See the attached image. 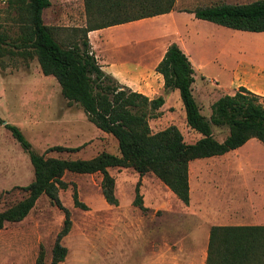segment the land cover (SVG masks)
I'll use <instances>...</instances> for the list:
<instances>
[{"label": "trees", "instance_id": "1", "mask_svg": "<svg viewBox=\"0 0 264 264\" xmlns=\"http://www.w3.org/2000/svg\"><path fill=\"white\" fill-rule=\"evenodd\" d=\"M176 0H83L85 25L72 29L73 37L62 44L53 26L43 21V10L50 0H7L18 33L12 46L24 58H36L41 72L52 76L69 105H78L96 128L112 135L118 154L102 151L91 158L46 156L32 148L22 130L11 123L3 126L10 131L28 155L33 179L22 187L26 196L3 210L0 209V230L8 222L23 220L41 195L47 196L65 213L63 226L51 248L50 264L63 262L67 247L61 243L71 227L69 211L60 203L58 190L67 188L66 172L101 174L100 188L108 204L118 205L115 178L110 167L132 168L140 176L154 174L185 205L189 203L188 163L195 158L220 155L254 137L264 143V95L239 86L233 94H223L211 104L210 117L201 113L193 92L194 69L178 46L170 43L155 70L164 80V89L178 90L185 112V124L200 137L194 142L184 140L176 125L152 131L149 118L164 99L147 96L121 85L104 72L91 51L88 32L117 24L136 21L174 9ZM187 11V10H185ZM189 12L201 20L249 32H264V0L247 3L218 2L197 6ZM7 36L0 33V57ZM0 124L3 120L0 118ZM212 126L227 127L223 140L214 137ZM83 145H53L47 151L76 152ZM140 182L134 188L133 205L141 210ZM73 203L86 209L73 189ZM45 251L39 245L35 264H44ZM206 264H264V226H212L209 234Z\"/></svg>", "mask_w": 264, "mask_h": 264}, {"label": "rangeland", "instance_id": "2", "mask_svg": "<svg viewBox=\"0 0 264 264\" xmlns=\"http://www.w3.org/2000/svg\"><path fill=\"white\" fill-rule=\"evenodd\" d=\"M50 1L51 5L43 10V21L55 28V36L62 44H67V39L73 37L72 29L85 25L83 0ZM251 1L254 0H188V3L195 8L218 2L247 3ZM180 8L184 6L179 5L178 9ZM14 18L7 0H0V33L7 36L2 44L6 54L0 57V118L6 123L19 127L32 144V148L38 153H45L46 156L85 159L102 151L118 154L116 139L88 122L78 105H69L64 100L58 82L54 77L42 74L36 58H24L13 48L12 39L18 33V25ZM194 19L188 17L186 13L175 16L180 29H190L201 38L196 44L190 45L192 49L195 46L199 48V46L213 45V51L224 61L227 58L222 49L226 48V44L231 39L233 47L239 51L232 55L233 61L227 59V65L234 69V59L243 58L245 68L257 71L259 75H262L259 80L264 79V32L234 29H231V32H218L217 28L210 26L206 20ZM152 28L151 24H143L134 26L132 28L134 31L127 29L123 36L128 40L124 41L126 43L122 48H119L120 51L115 59L139 58L142 55L145 62L148 58L147 48L150 38L153 36ZM133 32L137 33L136 37L130 40L129 36ZM122 42H114L112 46L116 48ZM229 73L224 70L222 74H216L219 79L212 73H207L206 76L213 79L209 81L202 80L197 74L195 80L197 87L192 92L201 113L207 118L210 117L211 104L219 96L235 92L236 86L247 78L240 75L238 79H233L231 82ZM257 86L264 88V80L257 83ZM173 91V97L168 104L162 105L156 111L157 116L149 118V125L152 131L176 125L186 142H194L200 135L185 126V112L179 92ZM55 117H74L75 124H71L68 129L62 124L52 127ZM212 131L214 137L221 141L227 135L228 128L212 126ZM76 134H78L77 137H75ZM53 145L83 146L80 150L70 153L47 151ZM108 171L115 178V194L118 204L121 203L119 208H132L134 188L136 183L140 182L138 174L132 168L123 167H110ZM32 179L33 170L28 155L12 137L10 131L0 124V209L3 210L23 199L26 191L22 187ZM63 180L68 185L67 188L58 190V198L69 211L71 227L68 234L61 240V243L67 247V254L63 262L59 264H73L71 245L74 237L71 231L83 229L86 232L87 224L92 225L94 222L96 233H102V219L94 217L93 213L109 208L118 209V205L109 206L103 198L99 172L93 174L66 172ZM74 188L79 200L86 205V209L74 205L72 198ZM64 218V211L47 196L41 195L23 220L15 223L8 222L0 230V264H35L40 244L45 251L44 264H50L51 248L57 233L63 226ZM101 252L102 249L98 250L100 255L90 264H106L101 258Z\"/></svg>", "mask_w": 264, "mask_h": 264}, {"label": "crops", "instance_id": "3", "mask_svg": "<svg viewBox=\"0 0 264 264\" xmlns=\"http://www.w3.org/2000/svg\"><path fill=\"white\" fill-rule=\"evenodd\" d=\"M179 5L184 8L178 9ZM193 8L188 0H176L174 9L168 13L89 31L87 36L91 51L101 69L121 85L149 99L162 96L163 105L168 104L174 91L164 89L163 77L155 67L172 42L178 44L192 64L193 91L197 87V74L202 80L209 81L212 78L206 76L207 73L219 79L217 75L226 70L230 72L231 82L240 75L247 76L242 78L243 82L236 86V90L244 86L255 94L264 95V88L257 86L264 80H259L262 75L245 68L243 58L234 59V69L227 65V59L233 61L232 55L239 51L233 47L231 39L222 49L227 58L224 61L213 51V45L190 47L201 38L190 29H180L175 16L186 13L194 20H201L189 12ZM207 22L218 32H231V28ZM143 24H151L154 29L147 48V60L144 62L142 55L139 58L115 59L119 48L128 40L123 36L126 30ZM136 34L133 32L129 39L136 37ZM120 41L123 42L118 47L112 46V43ZM55 118L52 127L62 124L68 129L71 124H75L74 117ZM137 177L140 179L139 191L146 209L141 210L134 205L123 209L119 208V203L118 209L95 211L94 217L102 219L103 231L96 233L94 222L92 225L87 224L86 232L83 229L71 231L74 237L71 245L73 264H90L100 255V249L101 258L106 264H206L212 226H264V143L257 138L252 137L223 154L189 161L190 198L187 205L154 174H138Z\"/></svg>", "mask_w": 264, "mask_h": 264}, {"label": "water", "instance_id": "4", "mask_svg": "<svg viewBox=\"0 0 264 264\" xmlns=\"http://www.w3.org/2000/svg\"><path fill=\"white\" fill-rule=\"evenodd\" d=\"M6 124V121H3V125Z\"/></svg>", "mask_w": 264, "mask_h": 264}]
</instances>
